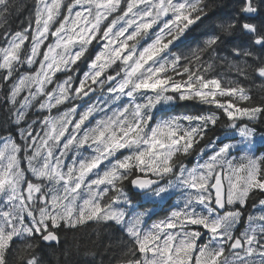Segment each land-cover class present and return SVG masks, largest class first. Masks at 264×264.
<instances>
[{
    "label": "snow or ice",
    "instance_id": "1",
    "mask_svg": "<svg viewBox=\"0 0 264 264\" xmlns=\"http://www.w3.org/2000/svg\"><path fill=\"white\" fill-rule=\"evenodd\" d=\"M23 7L0 0V264H264V0H32L13 29ZM89 224L108 239L62 242Z\"/></svg>",
    "mask_w": 264,
    "mask_h": 264
},
{
    "label": "trees",
    "instance_id": "2",
    "mask_svg": "<svg viewBox=\"0 0 264 264\" xmlns=\"http://www.w3.org/2000/svg\"><path fill=\"white\" fill-rule=\"evenodd\" d=\"M208 2L215 6L214 12L216 16L224 15L231 10V6L237 2V0H208ZM18 3L22 4L24 7L22 8L21 12L18 13L16 16L12 18V28L16 29L21 27V21L25 19L27 16V11L32 4V0H18ZM264 19V17L258 18ZM206 30L203 26L200 30L193 34V36H199L201 31ZM203 106L198 104H193L191 102H184L180 105H177L175 112L176 113H197L202 109ZM257 128V134L260 135L264 132V125H254ZM228 131L223 126L218 125L216 129L209 134L208 139L214 140L215 138L219 137L221 134ZM264 149V145L257 146V154H260V150ZM194 159V158H193ZM189 163V161H186ZM97 231L101 232L103 239L106 241L108 239V233L103 232V226H98L95 224H89L84 226V228L76 233H68L66 236H62V242L71 246L75 243H79L81 247L88 245L91 246L92 241L97 240L96 233ZM120 234L117 232L115 236H119ZM55 250H46L47 259L50 261V264H57V255L58 252L54 255L53 252ZM107 257H105V261L107 264Z\"/></svg>",
    "mask_w": 264,
    "mask_h": 264
},
{
    "label": "rangeland",
    "instance_id": "3",
    "mask_svg": "<svg viewBox=\"0 0 264 264\" xmlns=\"http://www.w3.org/2000/svg\"><path fill=\"white\" fill-rule=\"evenodd\" d=\"M226 133L230 135V132L229 131H226L225 133L221 134L219 137L223 138L226 135ZM259 136L260 135L257 134V139H259ZM214 140H216V138ZM258 145H261V144H258Z\"/></svg>",
    "mask_w": 264,
    "mask_h": 264
}]
</instances>
